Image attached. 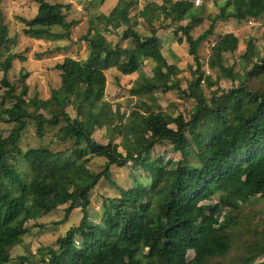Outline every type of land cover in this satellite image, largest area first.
<instances>
[{
  "label": "trees",
  "instance_id": "obj_1",
  "mask_svg": "<svg viewBox=\"0 0 264 264\" xmlns=\"http://www.w3.org/2000/svg\"><path fill=\"white\" fill-rule=\"evenodd\" d=\"M132 1L120 0L108 15L99 17L101 24H90L84 37L87 58L64 57L57 63L59 85L45 100L30 93L28 74L10 81L16 55L6 65L1 62L2 52L14 41L6 25L0 24V86L2 99L9 102L0 107V120L12 125L6 137L0 132V264H10L3 248L21 240L28 223L64 206V218L58 223L67 222L75 210L82 218L56 240V248L39 249L38 264H264V218L255 220L254 208L264 199V39L260 48L249 41L238 73L222 63L235 45L224 39L213 44L208 69L234 84L227 92L216 90L205 97L199 62L200 47L213 36L216 24L259 21L264 17V0H223L219 14L206 16L209 29L197 38L192 32L204 22L203 8L188 0L152 2L139 12L149 25L163 14L175 27L173 34L181 35L178 42L187 44L198 77L186 90L178 80L181 71L163 57L156 32L143 36L132 27L128 17ZM34 3L39 6L36 15L20 18L22 35L34 41L68 37L73 22H67L64 12L69 7L47 0ZM122 27L126 28L120 41L128 46L106 40ZM51 54L47 51L44 56ZM144 62L153 64L155 79L143 73ZM110 70L121 76L140 74L143 80L132 92L139 91L138 98L146 100L126 118L109 116L105 73ZM205 84L207 89L215 85L209 80ZM171 90L182 100L194 101L191 114L174 116L173 105L161 109L153 94ZM29 125H34L39 139L48 130L58 144L68 147L23 152L19 142ZM105 127L108 142L101 145L93 134ZM115 140L122 141L124 154ZM158 146L170 148L179 159L153 158ZM94 158L104 161L97 173L88 168ZM128 168L138 174H129L132 185L123 189L112 180V170ZM102 180L116 192L103 200V214L93 220L88 214L90 195ZM212 222L215 227H210ZM188 252L194 253L193 259L188 260ZM37 262L22 258L16 264Z\"/></svg>",
  "mask_w": 264,
  "mask_h": 264
},
{
  "label": "rangeland",
  "instance_id": "obj_2",
  "mask_svg": "<svg viewBox=\"0 0 264 264\" xmlns=\"http://www.w3.org/2000/svg\"><path fill=\"white\" fill-rule=\"evenodd\" d=\"M172 1L176 0H133V5L129 8L128 17L132 27L139 34L149 36L151 30L156 32L163 57L169 65H175L181 71L178 75V80L181 90H186L194 77H198L193 56L188 54L187 44L184 41L181 44L178 42L182 40L181 35L176 37L173 34L175 27L171 25L169 19L164 18L163 14L150 25L139 17V12L152 2L157 4H171ZM188 1L191 2L195 8H203L202 15L204 22L192 32V36L197 38L209 29L211 22L206 16H215L219 14V6L223 3V0ZM47 2L53 5H64L69 7V10L64 12L67 22H73L68 37L61 38L58 41H34L24 37L22 35L24 26L20 18H33L39 6L34 3V0H0V24L6 25L14 41L13 44L9 45L8 48L4 49L2 52L5 57L1 64L6 65L10 61L12 55H16V57L11 60L12 68L9 73L10 81L17 82L20 74L23 76L28 74L25 83L30 86V93L37 92L38 96L44 100L49 98L51 88L59 85V75L58 72L55 71L54 66L61 62L64 57L75 58L78 61L85 60L88 56V48L84 37L90 28V24L92 22L96 25L101 24L103 21L99 17H101V15H108L120 0H104V3H100V0H47ZM96 16L97 18H95ZM122 23L124 24L125 21ZM181 25L184 26L185 23L183 22ZM123 26L126 25L124 24ZM125 28L126 27H122L117 32L107 35L105 37L106 40L112 44H120L124 47L128 46L126 41H120L122 32ZM99 30L101 29L99 28ZM55 32L58 33L59 30ZM223 39L226 40L227 43L235 45V49L231 53H225L222 63L224 67L232 68L235 73H238L241 69V57L244 56L249 41H252V43L255 42L258 48H260L263 43L264 17L259 21L251 20L247 23H237L236 21L230 20L215 25L213 36H210L199 50L200 71L204 75V81L201 82V89L205 97H210L213 91L220 90L219 93L227 92L234 87L231 81L221 78L218 72H213L208 69L211 48L213 44ZM47 51H52V54L44 56ZM42 54L43 56L40 59L36 57ZM18 57L24 58L25 62H20ZM250 66L251 64H249L248 67L250 68ZM142 67V71L146 76L149 78H156L152 72L153 64L151 62H144ZM105 76V100L110 104L109 116L114 118L124 116L126 118L136 104L146 100L144 96L138 98L139 91L132 92L134 89H139L143 84L140 74L121 76L115 70H110L105 73ZM205 80H209L215 85L212 86L211 89H207ZM3 93L4 89L0 86V107L9 106V102L2 99ZM153 95H156L157 104L163 111L169 110V106L173 105L174 108L171 112H174V116H177L179 113L188 116V114H191L195 105L192 99H188L187 101L182 100L178 96L179 94L176 90H171L164 95L159 91ZM66 111L71 118H74L75 112L72 111L70 107H68ZM107 129L108 127H105L104 130L96 131L93 134V140L101 145L107 144ZM11 130L12 125L8 124L4 119L0 120V132L5 137ZM52 134V132L47 130L45 138L41 140L36 134L34 125H29L22 135L19 146L23 152L43 146H48L54 151H63L68 147L67 144H58L54 140ZM115 143L119 146V152L124 154L122 141L115 140ZM166 152H168V154H166ZM151 155L153 158L166 156L169 159H179L178 155L170 152V148L163 146L156 147ZM103 164L104 161L102 159L94 158L90 161L88 168L90 171L97 173L102 169ZM131 173L138 174V171L136 169L130 171L129 168L123 170L114 169L112 170L111 177L117 186L128 189L131 187L133 181V179L129 177ZM139 178L140 177H138V179ZM143 182L147 184V178L143 177ZM115 192L116 190L110 187L104 180L99 183L90 195L91 205L88 214L91 219H100L103 214V200L113 197ZM250 199V197L243 198L239 203L242 204ZM65 207L66 206L36 221L28 223L26 225L27 231L24 237L3 248L10 264H16L22 258L37 262L40 259L39 253L41 250L39 251V249L56 248V240L63 237L70 228L76 227L82 218L80 210H75L68 217L67 222L63 224L58 223L64 218ZM254 208L258 210V215L255 220L263 219L264 199H261ZM215 226V222L210 224V227ZM77 242H79L78 239ZM187 256L188 260H191L194 257V253L188 252ZM36 264H38V262Z\"/></svg>",
  "mask_w": 264,
  "mask_h": 264
}]
</instances>
